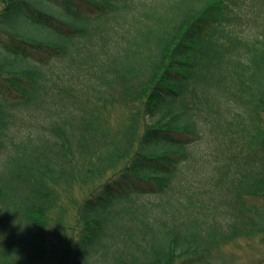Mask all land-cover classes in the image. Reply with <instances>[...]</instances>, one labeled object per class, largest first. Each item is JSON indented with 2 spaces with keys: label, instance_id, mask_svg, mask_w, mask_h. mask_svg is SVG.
I'll use <instances>...</instances> for the list:
<instances>
[{
  "label": "trees",
  "instance_id": "1",
  "mask_svg": "<svg viewBox=\"0 0 264 264\" xmlns=\"http://www.w3.org/2000/svg\"><path fill=\"white\" fill-rule=\"evenodd\" d=\"M0 57V264L264 249V0H0Z\"/></svg>",
  "mask_w": 264,
  "mask_h": 264
},
{
  "label": "rangeland",
  "instance_id": "2",
  "mask_svg": "<svg viewBox=\"0 0 264 264\" xmlns=\"http://www.w3.org/2000/svg\"><path fill=\"white\" fill-rule=\"evenodd\" d=\"M247 1L248 0H237L239 4L246 3ZM111 21L112 17H109L108 22ZM11 60L12 63L10 65L6 64L4 66L5 68H11V66L16 65L14 60ZM62 66L63 61L61 60L45 59L41 61V69L45 72L54 71L56 76L60 75V77H62V75L58 74V72H60ZM226 148L225 144L221 142L220 139L216 138V134L211 136L209 134H203L201 139L190 145L187 150H189L191 157L194 159L198 171L202 166L200 161L205 159H210L212 161L220 160L224 163L223 157L227 154ZM149 198H151V196L148 197L147 195L136 197L138 201H147ZM69 222H71L70 219ZM223 253L226 256L224 264H257L261 258L264 257V249L258 244L257 240H244L240 245L235 244L227 246L223 248ZM50 262L54 263L55 260H51Z\"/></svg>",
  "mask_w": 264,
  "mask_h": 264
},
{
  "label": "clouds",
  "instance_id": "3",
  "mask_svg": "<svg viewBox=\"0 0 264 264\" xmlns=\"http://www.w3.org/2000/svg\"><path fill=\"white\" fill-rule=\"evenodd\" d=\"M14 222H15V221H14ZM14 222H13V223H14ZM14 224H15V223H14Z\"/></svg>",
  "mask_w": 264,
  "mask_h": 264
}]
</instances>
